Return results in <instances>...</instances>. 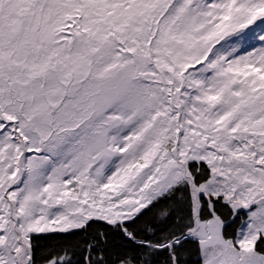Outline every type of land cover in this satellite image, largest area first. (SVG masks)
<instances>
[{"label":"snow or ice","instance_id":"6c2138e0","mask_svg":"<svg viewBox=\"0 0 264 264\" xmlns=\"http://www.w3.org/2000/svg\"><path fill=\"white\" fill-rule=\"evenodd\" d=\"M0 264H264V0H0Z\"/></svg>","mask_w":264,"mask_h":264}]
</instances>
